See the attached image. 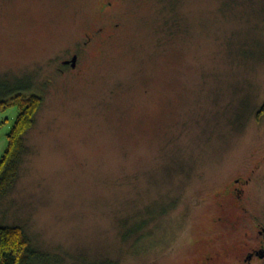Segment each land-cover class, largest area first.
Listing matches in <instances>:
<instances>
[{
	"label": "rangeland",
	"instance_id": "1",
	"mask_svg": "<svg viewBox=\"0 0 264 264\" xmlns=\"http://www.w3.org/2000/svg\"><path fill=\"white\" fill-rule=\"evenodd\" d=\"M0 80L43 102L0 225L48 264H239L263 242L264 0H0Z\"/></svg>",
	"mask_w": 264,
	"mask_h": 264
},
{
	"label": "trees",
	"instance_id": "2",
	"mask_svg": "<svg viewBox=\"0 0 264 264\" xmlns=\"http://www.w3.org/2000/svg\"><path fill=\"white\" fill-rule=\"evenodd\" d=\"M26 82L9 84L0 80V111L16 107L17 115L7 134V146L0 158V200L13 189L24 153L23 137L33 127L42 98L25 92ZM131 229V228H130ZM140 230V227L137 228ZM129 230L133 232L137 230ZM47 256L34 249L20 226L0 225V264H48Z\"/></svg>",
	"mask_w": 264,
	"mask_h": 264
},
{
	"label": "flooded vegetation",
	"instance_id": "3",
	"mask_svg": "<svg viewBox=\"0 0 264 264\" xmlns=\"http://www.w3.org/2000/svg\"><path fill=\"white\" fill-rule=\"evenodd\" d=\"M111 6V3L108 2L103 5L101 8L102 13L106 11ZM92 39V38H91ZM76 57V56H73ZM77 58V57H76ZM68 61L63 62L64 65H70V67L73 69L75 67L72 65L71 62L66 63ZM253 172V171H252ZM250 184V178L249 179H242V178H235L232 180V182L229 184V186L226 188L223 195H230L232 198V202H230V205L233 208L241 210V212H246V208L244 207V200H245V192L246 187ZM220 223H226L230 224V227L236 228L241 221L235 220L234 222H231L230 220H227L226 218L218 219ZM257 234L264 238V230L262 228L257 229ZM236 248L240 249L241 251H246L243 253V258L239 264H254L257 260H263L264 259V240L261 244H256L254 246H249V243L246 241L241 242ZM263 255V257H261ZM229 256V254L227 255ZM219 260V255H211V254H205L201 260V264H215V261ZM217 262V261H216ZM225 264H228L225 262Z\"/></svg>",
	"mask_w": 264,
	"mask_h": 264
},
{
	"label": "water",
	"instance_id": "4",
	"mask_svg": "<svg viewBox=\"0 0 264 264\" xmlns=\"http://www.w3.org/2000/svg\"><path fill=\"white\" fill-rule=\"evenodd\" d=\"M72 63V65L74 66L75 62H76V57H73L72 60L70 61ZM69 63V62H66ZM261 257H263V255H261Z\"/></svg>",
	"mask_w": 264,
	"mask_h": 264
}]
</instances>
